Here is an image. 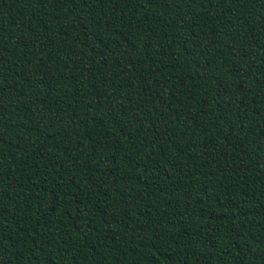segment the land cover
<instances>
[{"label": "trees", "instance_id": "trees-1", "mask_svg": "<svg viewBox=\"0 0 264 264\" xmlns=\"http://www.w3.org/2000/svg\"><path fill=\"white\" fill-rule=\"evenodd\" d=\"M0 264H264V0H0Z\"/></svg>", "mask_w": 264, "mask_h": 264}]
</instances>
